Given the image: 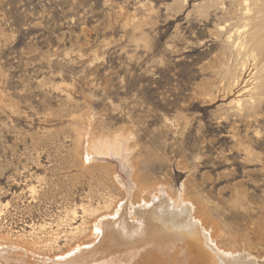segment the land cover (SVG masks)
Wrapping results in <instances>:
<instances>
[{"label":"rangeland","instance_id":"obj_1","mask_svg":"<svg viewBox=\"0 0 264 264\" xmlns=\"http://www.w3.org/2000/svg\"><path fill=\"white\" fill-rule=\"evenodd\" d=\"M260 6L0 0V245L61 260L88 246L127 201L119 177L132 183L117 158L86 160L110 137L128 142L146 189L133 209L165 186L198 204L224 250L264 264ZM251 34L263 46L256 61L228 40Z\"/></svg>","mask_w":264,"mask_h":264},{"label":"bare ground","instance_id":"obj_2","mask_svg":"<svg viewBox=\"0 0 264 264\" xmlns=\"http://www.w3.org/2000/svg\"><path fill=\"white\" fill-rule=\"evenodd\" d=\"M247 3L245 10L250 13L252 9ZM258 9V13L264 12L263 6ZM257 38L251 34L236 40L230 36L228 40L238 56L256 61L262 46ZM129 150L126 140L106 137L93 142L86 154L88 163L98 156L117 158L132 179L128 184L119 177L127 201L95 224L88 246L81 243L61 260V257L41 259L23 247L0 245V264H259V259L250 252L224 250L219 243L220 231L209 225L204 214H199L198 204L182 194L179 199L168 198L165 186H160L149 201L142 197V203L133 209V192L136 195L146 189L137 183ZM16 252H25V256H17Z\"/></svg>","mask_w":264,"mask_h":264}]
</instances>
